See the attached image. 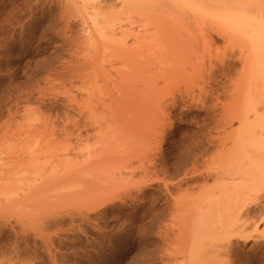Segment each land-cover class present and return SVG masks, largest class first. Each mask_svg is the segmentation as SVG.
I'll use <instances>...</instances> for the list:
<instances>
[{
    "label": "rangeland",
    "instance_id": "rangeland-1",
    "mask_svg": "<svg viewBox=\"0 0 264 264\" xmlns=\"http://www.w3.org/2000/svg\"><path fill=\"white\" fill-rule=\"evenodd\" d=\"M225 2L0 0V250L35 264H264V190L193 199L229 192L253 159L226 93L254 14ZM175 21L212 38L185 90L155 68ZM125 50L160 73L139 83L137 111L122 102Z\"/></svg>",
    "mask_w": 264,
    "mask_h": 264
},
{
    "label": "bare ground",
    "instance_id": "bare-ground-1",
    "mask_svg": "<svg viewBox=\"0 0 264 264\" xmlns=\"http://www.w3.org/2000/svg\"><path fill=\"white\" fill-rule=\"evenodd\" d=\"M242 1H244V3H242ZM226 5L227 6H229L230 8H233V7H235V6H237V5H239V6H241L240 8H244V7H247V8H245V9H248L250 12H252V14H254V16H252L253 18V21L251 20V22H250V26H249V28H248V30H249V32H250V34H248V36H249V42L247 43L248 44V46H249V48L247 49H245L246 51V53L245 52H243L242 54H243V56L241 57L240 55L238 56H236V62H237V60L238 59H240L239 57H241V59H242V63L243 64H241L242 65V68L240 69L241 70V72H239V75H240V77L239 78H237V76H235L236 77V80H232V84H231V86L228 88L229 90H230V92H227V91H229V90H227L226 92V94H228V93H230V94H228V96L230 95L231 96V98H230V100H231V102L233 101L234 103H235V105L234 106H238L239 108H237V107H232V108H226V116H233V115H237L236 117L240 120V124L239 125H241V119H242V123H243V129H240V130H242V132H245V133H243V134H246L245 136H247V133L249 134L248 135V137L246 138L245 136H242L241 134H236V136H240V138L241 137H244V139L241 141V145L243 144V145H245L246 146V148H250V150L249 149H247V151H251L250 153H251V157L250 158H253V159H251V163H249V161L247 162V163H249V166H246L247 167V169H249L248 167H250V171H247L248 172V174L246 173V175L244 174L245 172H246V170L247 169H245V172L244 173H242L243 175H245V176H243V175H241L240 174V172H239V175L238 174H236V176H237V180L235 181V179H236V177H227V178H229L231 181H234L233 183H231V185H232V187H231V185H230V183H229V185H230V187H231V189H230V191L228 192V191H223L222 192V189H221V192L222 193H220V190L219 191H215L214 189H212L213 191L212 192H210V191H207L208 189L207 188H205L206 190H204L205 192H201L200 190H199V192H197L198 193V195L196 194L195 195V197L193 196V199H195V198H197L198 200H200V201H202V200H204V201H209V200H212V199H214L215 201L217 200V199H219V200H223V201H219V202H223V203H231V202H233L234 200L235 201H237V200H240V198H242L243 197V195H244V193H247L248 192V189H249V191L251 190V191H253V195L256 193V192H254L255 190L258 192V190H264V0H226ZM178 21H175L174 23H173V26L175 27L173 30H172V36H174V38H173V40H172V42L171 43H169V44H166V45H164V48H161V49H163L162 50V54H161V52L159 51V54H161V58H160V62H158L157 63V66H156V63H155V68L157 69L158 68V65H160L159 67L162 69V71L161 72H165V76L166 75H168V76H170V78L172 79V81L174 80V81H184L185 79H190L189 78V76L191 77V73H192V70H194L195 72L196 71H199L198 70V67H200V64H199V66L197 67V69H196V67H195V63L197 64L198 62L197 61H199V58H198V60L197 61H195V59L193 60V58H197V56H200L201 57V54L199 55H196L197 54V51L199 52V47H200V45H199V42H201V41H203L202 43H205V42H207V41H211L212 42V38L210 37V36H207L208 38H209V40H207L206 39V37H204L203 35H202V33L200 34V41L198 40V38H197V36H196V34L194 33V29L192 30V27H189V24H183V22H181L182 23V25H180L179 23H177ZM251 30V31H250ZM248 32V33H249ZM206 36V35H205ZM206 39V40H205ZM226 42H228L229 43V41H225V43ZM211 44V43H210ZM230 44V43H229ZM206 45H209V44H206ZM231 45V44H230ZM229 45V46H230ZM162 47H163V45H161ZM202 46V45H201ZM225 46V48L223 49L224 51H226V49H227V52H228V50L230 49V51H232V49H233V47H232V49L231 48H229V46L226 48V46L227 45H224ZM210 47V46H209ZM229 48V49H228ZM161 49H159V50H161ZM202 49V48H201ZM206 49V48H205ZM220 49V48H219ZM218 48L216 49V50H219ZM222 49V48H221ZM220 49V50H221ZM207 50V49H206ZM220 50H219V54H222V53H224V52H220ZM203 51V50H202ZM233 51H234V49H233ZM204 52V51H203ZM242 51H240V53H241ZM217 53V54H218ZM229 53V52H228ZM230 53H233V52H230ZM245 53V54H244ZM203 54V53H202ZM226 54V56H227V53H225ZM224 54V55H225ZM209 55V54H208ZM216 55V54H215ZM143 56V54L142 53H135V52H132V51H130V50H125L124 51V53H123V62H124V70H125V75L123 76V85H122V93H121V95L123 96V98H122V102L125 104L124 106H125V108L126 107H128V108H130L129 107V105L131 104L132 106H133V104H134V106H142V102L140 103L139 101H138V96H140L139 97V100L141 99V95H138V93H139V83L140 82H142L143 84H144V82L145 81H147L148 80V78L150 77V74H152V72L155 74V68H153L154 69V71L153 70H148V73H149V75L147 74V75H143V73H142V70H141V65H140V63H141V60H140V58ZM192 56H193V58H192ZM195 56V57H194ZM220 56V58L223 56V54H222V56L221 55H219ZM226 56H224L225 58H226ZM231 56V55H230ZM203 57V56H202ZM211 57V56H210ZM229 57V56H228ZM238 57V58H237ZM204 58V57H203ZM215 58H216V56H215ZM232 58H234V57H232ZM231 58V59H232ZM222 59V58H221ZM227 59H229V58H227ZM241 59H240V61H241ZM210 60V59H209ZM205 61V60H204ZM239 62V61H238ZM201 63H202V60H201ZM240 63V62H239ZM238 63V64H239ZM202 65H204V64H202ZM201 65V66H202ZM240 65V64H239ZM240 65V66H241ZM207 66V65H206ZM194 67H195V69H194ZM160 68H158V70H161ZM207 68H209V69H212V67H207ZM240 68V67H239ZM238 68V69H239ZM165 69V70H164ZM203 69V67H201V69H200V71H203L202 70ZM234 69V68H233ZM207 70V69H206ZM236 70V69H235ZM234 70V71H235ZM239 70V71H240ZM150 71V72H149ZM204 71H205V69H204ZM237 71V70H236ZM189 72H190V74H189ZM206 72H208V71H206ZM205 72V73H206ZM211 72L212 71H210V76H213V75H211ZM231 72H233V71H231ZM238 72V71H237ZM236 72V73H237ZM156 73H158V74H160L159 73V71L158 72H156ZM194 73V72H193ZM192 73V74H193ZM225 73V72H224ZM226 73H228L227 71H226ZM154 74H152V76L154 75ZM203 74V73H202ZM232 74V73H231ZM247 74V75H246ZM163 75V74H162ZM163 75V76H164ZM197 76H198V78H200L199 76H200V72H199V75H198V73L196 74ZM206 75H207V73H206ZM227 75H229V74H227ZM226 75V76H227ZM236 75V74H235ZM238 75V76H239ZM147 76H149L148 78H147ZM168 76H166L167 78H168ZM193 76V75H192ZM225 76V77H226ZM230 76V75H229ZM246 76H248L247 78L249 79H251V83H252V86H251V84H250V82H249V84H250V87H249V84L247 85L246 84V82L244 81V78L246 77ZM194 77V76H193ZM205 76L203 75V78H204ZM208 77V76H207ZM233 77V76H232ZM150 78H152V77H150ZM169 78V79H170ZM198 78H196L197 80H199ZM202 78V77H201ZM201 78H200V80H201ZM212 78H214V77H212ZM229 79H230V77H228ZM228 78H226V79H228ZM207 79V78H206ZM205 79V81L203 80L202 82L203 83H205L207 80ZM232 79V78H231ZM230 79V80H231ZM190 80H193V78H191ZM209 80H211L210 79V77H209ZM229 80V81H230ZM144 81V82H143ZM173 81V82H174ZM189 81V80H188ZM196 81V80H195ZM215 81V80H214ZM228 81V80H227ZM151 82V80H149V83ZM175 82V83H176ZM192 82V81H191ZM201 82V83H202ZM210 82V81H209ZM181 83V82H180ZM185 83V82H184ZM194 83V82H193ZM197 83H200V82H197ZM202 83V84H203ZM215 83V82H214ZM217 83V82H216ZM215 83V84H216ZM228 84H229V82H227ZM227 83H225V84H227ZM151 84V83H150ZM171 84H174V83H171ZM206 84H208V83H206ZM211 84L212 83H210V87H208V88H211ZM227 84V85H228ZM151 85H153V84H151ZM189 85V82L186 84V87ZM191 85V84H190ZM196 85H198V84H196V82H195V85L193 84V86L194 87H197ZM181 86H183L182 85V83H181ZM180 86V87H181ZM184 86H185V84H184ZM184 86H183V88H184ZM192 86V85H191ZM190 86V87H191ZM201 86H203V85H199V87H198V89L200 90V89H202L203 87H201ZM205 86V85H204ZM219 86V85H218ZM221 86H223V85H221ZM220 86V87H221ZM145 87H146V85H145ZM153 87V86H152ZM173 87V86H172ZM201 87V88H200ZM217 87V86H216ZM219 87V88H220ZM248 87V88H247ZM174 88L175 87H173V90H174ZM188 88V87H187ZM186 88V90L187 91H189V89L191 90V89H196V88H189V89H187ZM251 88V89H250ZM172 89V88H171ZM205 89V88H204ZM207 89V88H206ZM212 89V88H211ZM214 89H216V88H214ZM223 89V88H222ZM225 90H226V88H224ZM224 89L222 90V91H224ZM246 89H248L247 91H246ZM173 90H171L172 92H173ZM181 90H182V88H181ZM184 90H185V88H184ZM186 91V92H187ZM197 91V90H196ZM217 91V90H216ZM219 91V90H218ZM218 91H217V93H218ZM221 91V90H220ZM219 91V92H220ZM250 91V92H249ZM184 92V91H183ZM192 92H194V91H192ZM201 92H203V90L202 91H200V92H197L198 93V95H200L199 93H201ZM206 91L204 90V92L203 93H205ZM210 92V91H209ZM213 92V91H212ZM225 92V91H224ZM246 92V93H245ZM181 93V92H180ZM185 93V92H184ZM197 93H196V95H197ZM202 93V94H203ZM208 93V92H207ZM222 93V92H221ZM249 93V94H248ZM186 94V93H185ZM184 94V95H185ZM189 94H190V92H189ZM193 94V93H192ZM194 94H195V92H194ZM214 94V93H213ZM220 94V93H219ZM248 94V95H247ZM183 95V96H184ZM197 95V96H198ZM204 95H206L207 96V94L205 93ZM215 95H216V93H215ZM214 95V96H215ZM245 95H247V97H245ZM171 96V95H170ZM203 96V95H202ZM205 96V97H206ZM210 96V95H209ZM213 96V95H212ZM218 97H219V95H217ZM217 96H216V98H217ZM224 96V95H223ZM226 96V95H225ZM227 96V97H228ZM172 97V96H171ZM175 97V96H174ZM174 97H172V99L174 98ZM185 97V96H184ZM190 97H193V95L191 96V94H190ZM189 97V98H190ZM211 97V96H210ZM208 98V99H211V98ZM221 97V96H220ZM198 98V97H197ZM196 98V99H197ZM200 98V97H199ZM215 98V99H216ZM229 98V97H228ZM172 99H171V102H172ZM195 99V100H196ZM213 100H214V98H212ZM141 100H143V99H141ZM140 100V101H141ZM192 100V98L190 99V101ZM199 99H197V101H198ZM212 100V101H213ZM218 100V101H217ZM229 100V99H228ZM144 101V100H143ZM170 101V100H169ZM174 101L176 102V100L174 99ZM196 101V102H197ZM214 101H217V102H219V99H216V100H214ZM137 102V103H136ZM193 102H195V101H193ZM136 103V104H135ZM140 103V104H139ZM213 103V102H212ZM230 103V102H229ZM128 104V105H127ZM171 104H174V103H171ZM220 104V103H219ZM130 105V106H131ZM176 105V104H175ZM216 105V104H215ZM218 105V104H217ZM221 106L223 105V103H222V101H221V104H220ZM134 106H133V108H134ZM136 106V107H137ZM220 106V107H221ZM135 107V108H136ZM223 107V106H222ZM128 108H126L127 110H129ZM132 108V107H131ZM131 109V110H129V111H135L136 109L138 110L139 108L137 107L136 109ZM142 108V107H141ZM140 108V109H141ZM218 108H219V105H218ZM225 108V106L223 107V108H221L223 111L225 110L224 109ZM136 110V111H137ZM221 110V111H222ZM130 113V112H129ZM249 114H250V117H251V115H252V118H254V120H255V123H256V126H255V128H254V126H252V127H250V125H252L251 123H250V125H249V119H250V121H252L251 120V118L249 117ZM224 115L225 114H223V115H221L222 117H224ZM219 116V115H218ZM234 117V116H233ZM248 117H249V119H248ZM219 118V117H218ZM221 119V118H220ZM232 119V118H231ZM234 119L235 118H233L232 120L234 121ZM224 120H226V119H224ZM223 119H222V121H224ZM236 120V119H235ZM239 120H236V121H238L239 122ZM243 120H248L247 121V125H248V127L246 126V122L244 123L243 122ZM225 122H231L230 120L229 121H225ZM247 129H246V128ZM252 128V129H251ZM249 129H251L250 131H249ZM245 130V131H244ZM247 130H248V132H247ZM239 131V130H238ZM237 131V132H238ZM240 132V131H239ZM239 137H237L236 139L239 141V139H238ZM238 141H237V143H238ZM237 143L235 144V145H237ZM244 148V146L242 147V149ZM237 149H239L238 147H237ZM233 150H234V148H233ZM236 151V150H235ZM245 151V150H244ZM234 152V151H233ZM249 152H248V154H249ZM240 153H242V155L244 154V152H241L240 151ZM240 153H238V154H240ZM236 154V153H235ZM237 155V154H236ZM240 156V157H243V156ZM247 155V154H246ZM250 156V154L248 155V157ZM239 157V156H238ZM244 158V157H243ZM247 159V158H246ZM243 162H245V161H243ZM245 162V163H246ZM244 163V164H245ZM244 164H242V165H244ZM248 165V164H247ZM245 166H244V168H245ZM205 168V167H204ZM206 170V169H205ZM209 170V169H208ZM249 172H251V173H249ZM206 174V173H205ZM210 174H212L213 175V173L211 172ZM214 174H215V172H214ZM201 175V174H200ZM208 175V174H207ZM211 175V176H212ZM235 175V174H234ZM215 177H218L217 175H214ZM203 177V176H202ZM226 178V177H225ZM209 179V178H208ZM223 179V178H222ZM228 179V180H229ZM234 179V180H233ZM204 180V179H203ZM234 183H236V184H234ZM239 184V185H238ZM228 184H226L225 186H223V187H226V189H227V187H229V185L227 186ZM235 185V186H234ZM202 186V185H201ZM234 186V187H233ZM243 186V187H242ZM204 187V186H203ZM245 187V188H244ZM200 188V187H199ZM215 188V187H214ZM219 187H216V189H218ZM222 188V187H221ZM233 188V189H232ZM237 188V189H236ZM220 189V188H219ZM225 189V188H224ZM245 189H247V192L245 191ZM202 190V189H201ZM202 190V191H203ZM219 192L218 193V195H217V193H215V192ZM186 193L188 192V191H185ZM185 193V194H186ZM251 193V192H250ZM262 193V192H261ZM260 193V191L257 193V195L255 194V196H256V198H257V196H258V194H261ZM192 193H190V195H191ZM249 194V193H248ZM182 195V194H181ZM184 195V194H183ZM263 195V194H262ZM182 198L184 197V196H181ZM188 197V196H187ZM259 197V196H258ZM262 197V196H261ZM184 198H186V197H184ZM237 199V200H236ZM233 200V201H232ZM217 201V202H218ZM226 201V202H225ZM25 235V234H24ZM17 236V235H16ZM22 237H23V235H21ZM20 236V237H21ZM18 238V237H17ZM17 238L15 237V239L17 240ZM20 239V238H19ZM18 239V240H19ZM23 239V238H22ZM16 240H14V242L16 241ZM14 242H12L13 244H14ZM16 243V242H15ZM11 246H9V248H10ZM19 247V246H18ZM18 247H16L15 245H12V247L8 250H6V251H2V250H0V264H35L34 262H32V260H30L29 258H27V256H25L23 253H22V249L20 250V249H18ZM46 250H48V249H46ZM45 250V251H46ZM24 251V250H23ZM49 251V250H48ZM25 252V251H24ZM27 253H28V251H26ZM44 252V251H43ZM51 252V251H50ZM50 252L49 253H47V251L45 252V254H50ZM52 253H54V252H52ZM51 253V254H52ZM32 254V253H31ZM51 254L49 255L51 258H52V256H51ZM35 255H36V253H35ZM53 255V254H52ZM54 256H55V253H54Z\"/></svg>",
    "mask_w": 264,
    "mask_h": 264
}]
</instances>
